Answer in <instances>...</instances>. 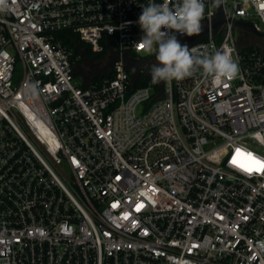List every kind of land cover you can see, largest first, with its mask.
I'll return each mask as SVG.
<instances>
[{
    "label": "built area",
    "instance_id": "obj_1",
    "mask_svg": "<svg viewBox=\"0 0 264 264\" xmlns=\"http://www.w3.org/2000/svg\"><path fill=\"white\" fill-rule=\"evenodd\" d=\"M148 3L0 12V264H264V35L242 24L264 32V0H205L202 32L176 34L236 78L135 86Z\"/></svg>",
    "mask_w": 264,
    "mask_h": 264
},
{
    "label": "clouds",
    "instance_id": "obj_2",
    "mask_svg": "<svg viewBox=\"0 0 264 264\" xmlns=\"http://www.w3.org/2000/svg\"><path fill=\"white\" fill-rule=\"evenodd\" d=\"M221 0H213L219 7ZM9 9L8 0H0V12ZM205 0H149L142 8L137 23L143 36L135 44L138 52L155 55L156 63L150 68L153 84H170L199 75L213 83L232 80L239 73L237 59L227 51H201L203 46L181 44L180 35H199L205 18Z\"/></svg>",
    "mask_w": 264,
    "mask_h": 264
},
{
    "label": "trees",
    "instance_id": "obj_3",
    "mask_svg": "<svg viewBox=\"0 0 264 264\" xmlns=\"http://www.w3.org/2000/svg\"><path fill=\"white\" fill-rule=\"evenodd\" d=\"M76 42L80 46H86V52H85L86 56H90L97 60H102L104 58L105 56L104 51L94 53L89 49V46L83 43L82 41L76 39ZM75 53H77V51ZM149 79H151V76L149 74L147 73L139 74L138 77L135 79L134 85L135 86L144 85L147 83Z\"/></svg>",
    "mask_w": 264,
    "mask_h": 264
},
{
    "label": "rangeland",
    "instance_id": "obj_4",
    "mask_svg": "<svg viewBox=\"0 0 264 264\" xmlns=\"http://www.w3.org/2000/svg\"><path fill=\"white\" fill-rule=\"evenodd\" d=\"M254 21H256L260 25V27H264V24H262L259 19L256 18V19H254ZM240 39H243V42L245 40L242 36L239 37V40ZM239 42H241V41H239ZM255 46L259 47V45H255ZM95 61H97V59H95ZM85 65H86L85 60H81L78 62V66H80V67L85 66ZM90 72L91 73L95 72V69H91ZM81 82H82V75L80 73H76L74 76V79H73V83L76 85V84H81Z\"/></svg>",
    "mask_w": 264,
    "mask_h": 264
},
{
    "label": "water",
    "instance_id": "obj_5",
    "mask_svg": "<svg viewBox=\"0 0 264 264\" xmlns=\"http://www.w3.org/2000/svg\"><path fill=\"white\" fill-rule=\"evenodd\" d=\"M242 24H243V26L248 27L256 35H259V36L264 35V32H258V31H256L254 29L253 25L250 22H243Z\"/></svg>",
    "mask_w": 264,
    "mask_h": 264
},
{
    "label": "snow or ice",
    "instance_id": "obj_6",
    "mask_svg": "<svg viewBox=\"0 0 264 264\" xmlns=\"http://www.w3.org/2000/svg\"><path fill=\"white\" fill-rule=\"evenodd\" d=\"M257 165H258V168L257 170H264V164H260L259 161H256ZM250 170V169H249Z\"/></svg>",
    "mask_w": 264,
    "mask_h": 264
},
{
    "label": "flooded vegetation",
    "instance_id": "obj_7",
    "mask_svg": "<svg viewBox=\"0 0 264 264\" xmlns=\"http://www.w3.org/2000/svg\"><path fill=\"white\" fill-rule=\"evenodd\" d=\"M145 71H147L148 72V70L146 69ZM147 72H145V73H147ZM100 73V71L99 70H97V71H95V72H93V73H91V74H89L88 75V77L90 76V75H92V76H95V75H97V74H99ZM148 74V73H147Z\"/></svg>",
    "mask_w": 264,
    "mask_h": 264
}]
</instances>
